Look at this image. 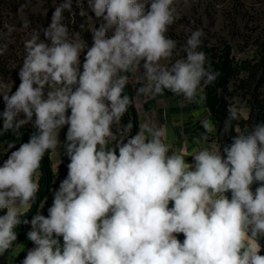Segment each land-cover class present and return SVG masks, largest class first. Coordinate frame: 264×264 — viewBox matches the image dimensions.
I'll return each instance as SVG.
<instances>
[{
	"label": "clouds",
	"instance_id": "1",
	"mask_svg": "<svg viewBox=\"0 0 264 264\" xmlns=\"http://www.w3.org/2000/svg\"><path fill=\"white\" fill-rule=\"evenodd\" d=\"M172 5L173 0H151L147 6L141 0H88L103 23L92 33L82 71L81 45L69 39L62 23L71 0L55 8L43 30L50 43L38 33L26 41L20 83L0 96V135L26 122L36 131L0 165V210H6L0 215V255L17 240L14 229L30 223L27 238L35 247L21 264H264L259 243L264 238V123L234 136L224 155L198 151L194 165L168 155L163 131L147 124L115 149L104 148L112 125L130 104L126 77L119 72L142 61L148 83L138 94L167 89L189 103L198 102L197 94L220 75L198 50L200 29L190 31L183 58L169 67L159 64L176 49V41L165 35L178 18ZM45 85L51 89L47 98ZM235 116L229 108L226 127ZM65 125L67 176L54 191L47 216L22 220L21 209L31 207L39 191L34 176L45 152L56 146L55 130ZM201 126L209 130L210 122ZM130 127L131 122L125 130ZM255 182L262 183L253 192Z\"/></svg>",
	"mask_w": 264,
	"mask_h": 264
},
{
	"label": "trees",
	"instance_id": "2",
	"mask_svg": "<svg viewBox=\"0 0 264 264\" xmlns=\"http://www.w3.org/2000/svg\"><path fill=\"white\" fill-rule=\"evenodd\" d=\"M29 0H0V96L5 93L14 92L20 81L18 72L21 67V42L20 34L14 29L17 28V22L21 20L22 14L27 12L31 20L37 18L42 22L43 26H48L46 18L42 14L34 15L30 8H26L25 4ZM30 11V12H29ZM70 20L67 22L68 29L71 27ZM82 23L85 21L82 18ZM9 28L13 30L9 34ZM193 28L199 29L193 24ZM176 25L168 26L165 35L168 38L176 40V56H183L181 51L185 44L188 34L178 36L175 31ZM5 34L7 35L5 37ZM44 36V31H43ZM44 38V37H43ZM84 38L92 43V33H87ZM183 39V40H181ZM202 45L199 51L206 53L207 62L211 63L212 68L219 72L220 75L215 82L204 89L206 105L209 108L217 127V138L221 144L222 150L226 145L232 143V138L241 134H248L257 123H264V36H259L253 44L255 54L248 61L246 68L240 62L234 44L229 40H221L214 42L206 36L201 37ZM242 50V48H240ZM6 86V87H4ZM49 87L45 85L44 93L47 98ZM124 94L130 98V104L127 112L123 115L119 123L124 128L131 122L128 138L119 140L118 143L126 142L130 137L137 135L139 129L138 109L134 104V87L132 82L126 80ZM235 98L241 99L250 106L247 116L241 117L235 108ZM229 108H232L236 116L225 125V120L229 116ZM4 109V103L0 99V112ZM34 119V117H33ZM2 124V121H0ZM35 128L31 122H26L18 131H8L0 135V165L8 158V155L18 148L22 143L27 142L29 137L35 132ZM52 149L45 152L41 161L39 191L36 194L31 207L22 211L21 219L31 221L32 217L39 213V208L43 201L49 197L57 188L60 182V173L55 171L52 159ZM118 154V150H117ZM262 182L253 183L254 188L260 186ZM6 210H0V215H4ZM31 229V225L21 223L14 231L17 233V240L12 246L0 255V264H21L25 256L22 254L11 258L12 247L19 243L24 235Z\"/></svg>",
	"mask_w": 264,
	"mask_h": 264
},
{
	"label": "rangeland",
	"instance_id": "3",
	"mask_svg": "<svg viewBox=\"0 0 264 264\" xmlns=\"http://www.w3.org/2000/svg\"><path fill=\"white\" fill-rule=\"evenodd\" d=\"M141 2L145 3L147 6L151 0H141ZM63 3L64 0H29L25 4V7L30 8V11L34 13V15L42 14V16L46 18V22L50 23L53 11L57 6ZM172 7L175 9V14L178 16L173 23L176 25L175 31L178 36L183 35L182 32L189 35L191 30H195V28H193L194 24L202 30L204 36L210 38L214 42H220L223 39L229 40L234 44L240 62L244 68L247 67L249 59L255 54L256 47L253 44L257 41L259 36H264V0H173ZM82 18L85 23H82ZM68 20L71 22V27L68 29L69 39L77 41L81 45L80 62L82 71L84 56L88 48L93 44V40L92 43H89V41L84 38V35L93 33L103 21L101 18L96 17L88 8V0H71V9H66L63 12L62 23L67 26ZM45 28H47V26H43L42 22L37 18L31 20L27 12L22 14L21 20L17 22V28L14 29L20 34L21 66L26 55V41L31 40L33 35L38 33L41 41L48 42L43 38V30ZM12 33L13 30L9 32V34ZM111 34V31H109L108 35L111 36ZM6 36L5 34V37ZM240 48H242V50H240ZM181 58H183V56H176L174 52L170 59H162L159 64L163 67H169L175 60ZM118 75L124 76L126 80L132 82L135 90L134 95H136L138 102L146 97L144 94H138L137 92L138 89L143 88L148 83L142 61L133 69L121 71ZM50 90L49 88V91ZM201 95L202 93H198L197 97H201ZM164 96L173 97L176 95L164 89L162 93L154 96L149 95L148 97H152L154 101ZM235 99L240 100L239 98ZM135 106L137 107V105ZM66 114L70 115V109ZM67 128L68 125H65L62 128L56 129L54 132L56 146L54 147L53 156L56 163L60 161V159H64L65 157L68 158L65 152ZM128 134L129 130L126 131L125 127L123 128L120 123H114L112 125V136L107 138V143L104 145V148H106V150L111 149L116 141L127 139Z\"/></svg>",
	"mask_w": 264,
	"mask_h": 264
},
{
	"label": "crops",
	"instance_id": "4",
	"mask_svg": "<svg viewBox=\"0 0 264 264\" xmlns=\"http://www.w3.org/2000/svg\"><path fill=\"white\" fill-rule=\"evenodd\" d=\"M201 96H203V99H201V97L196 98L198 102L189 103L181 95H176L173 97L164 96L154 101L152 97L149 98L146 96L143 100L141 99L140 102H138L136 95H134L133 101L138 107L137 109L139 117V129L137 134L140 132L141 127L146 124L157 129H161L164 133L161 139L163 143L168 146V155L176 154L183 156L185 162L189 165H194L195 161L193 155L200 150L207 149L214 154L221 152V154L224 155L221 144L218 142L215 119L206 105L204 92ZM235 108L241 117L247 116L250 110V106L241 99H235ZM203 120L210 122L209 130H205L201 126V121ZM144 135L148 139H151V136H149L147 133H144ZM116 145L117 141L114 143L112 148L108 150L115 149ZM53 154L54 148L52 151L53 166L55 171L60 173L61 182L68 173L67 166L70 161L69 158L65 157L56 163ZM39 177L40 171L38 170L34 176V179L38 182ZM251 188L252 191L255 192L253 185ZM53 193L41 204L39 208L40 214L47 216V210L52 205ZM225 195L228 196L229 199L231 198V192H227ZM173 203L174 202L171 201L169 202V208L172 207ZM28 208V206H24L21 211H25ZM27 233L19 243L12 247L11 258L17 257L20 254L26 256L27 252L35 247L33 242L27 238ZM175 235L181 242H183L185 239L183 233ZM57 239L59 240V245L62 248L63 238L58 237ZM259 243L261 245L260 254L264 255V238H260Z\"/></svg>",
	"mask_w": 264,
	"mask_h": 264
}]
</instances>
